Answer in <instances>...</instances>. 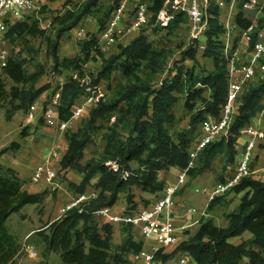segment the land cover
I'll return each mask as SVG.
<instances>
[{
	"label": "trees",
	"instance_id": "1",
	"mask_svg": "<svg viewBox=\"0 0 264 264\" xmlns=\"http://www.w3.org/2000/svg\"><path fill=\"white\" fill-rule=\"evenodd\" d=\"M151 1L149 9L153 15L150 21L156 22L157 13L166 0ZM120 2L112 0V12ZM244 2H239L235 15V24L242 30L252 24L243 9ZM98 3L99 0H84L79 8L56 15L51 22L54 27L52 36H46V30L39 27L38 21L29 18L11 25L7 39L12 44L25 36H41L47 39L51 47L55 68L61 66L64 69L81 70L80 56L60 60V39L74 29ZM183 23H187V20L178 13L167 28L158 24L156 26L161 30L173 31ZM208 23L209 29L203 36L206 38L203 55L211 58L212 70H204L199 66L196 60L199 39L193 40L182 53L184 59L193 60V65L178 63L174 72L158 81L157 85L156 80L163 73L171 52L156 48L146 36L140 35L127 46L121 47L118 54L103 59L97 78L88 85L72 76L61 87L56 113L61 121L71 118L73 106L88 94L87 86L95 87L100 80H106L110 97L91 107L89 117L81 121L76 131L65 132L68 147L60 159V171L72 170L82 176L77 185L69 182L75 192L82 194L87 186L93 185L98 194L85 203L67 209L60 218L47 223L44 229L37 232L45 247L44 254H57L63 264H133L129 256L138 253L143 242L135 239L132 226L121 224L124 238L120 244H115L114 225L104 222L96 212L103 207L112 208L122 194L125 213L138 212L140 203H143V208L147 207L150 200L140 198L137 201L136 192L158 195L164 191L160 173L171 167L180 170L186 168L188 150L201 133V122L208 116H220L227 90V66L222 57L221 40L226 30L220 18L219 6L215 3L208 8ZM105 24L101 23V30ZM97 46L98 39L95 37L82 44L81 49L85 54L83 63L99 48ZM252 46L253 43L249 48ZM23 61L22 58L10 57L3 70L10 80L22 85V88L12 89L16 97L27 96V101L19 104L17 109L26 106L48 88H35L42 74L28 73ZM114 72L122 75V81L117 84L111 83ZM0 90L3 91L1 78ZM263 100L264 78L249 83L243 90L228 134L202 151L198 165L189 172V177L204 173L219 155L224 154L227 164L235 161L240 130L261 111ZM181 101L192 115L189 127L174 136L170 127L177 122L174 110ZM101 130L104 131L102 151L82 163L87 144ZM26 133L23 132L22 136H26ZM20 148L21 144L12 142L6 150L17 152ZM108 162H116L118 170L110 169L106 165ZM25 184L26 180L15 169L0 164V264L12 262L19 249L7 231L6 222L10 216L20 213L28 205H36L41 212L43 201L48 197L47 191L30 193ZM233 192L244 193L237 209L226 215V226L216 225L212 220L202 217L197 231L181 242L176 251L191 256L195 264H264V181L245 179ZM219 199L210 202L209 209ZM245 232L250 234L247 239L242 238ZM236 238H241V242L234 243ZM157 257L166 263L172 259V254L159 253Z\"/></svg>",
	"mask_w": 264,
	"mask_h": 264
},
{
	"label": "rangeland",
	"instance_id": "2",
	"mask_svg": "<svg viewBox=\"0 0 264 264\" xmlns=\"http://www.w3.org/2000/svg\"><path fill=\"white\" fill-rule=\"evenodd\" d=\"M225 1L229 2L230 0ZM240 1L241 0H237L235 3L236 11H238V4ZM260 1L264 2V0ZM83 2L84 0H39L40 10L33 13L30 19L33 18L38 21L39 27L46 30V36H52L54 33V27L51 25V22L55 16L58 14L62 15L69 9L79 8ZM138 2H147L150 5L152 1L129 0L126 10L127 16H132L134 7ZM111 6L112 0H99L97 7L92 8L91 11L86 13L82 21L69 33L64 34L60 39V45L58 47L60 60L63 58L75 59L80 56L82 58V63L81 70H78L79 72L73 69H64L61 66L55 68V60L52 56L51 47L49 46L47 39H44L41 36H25L11 44V57L22 58L24 60V68L28 73L40 72L42 74L35 83V88H40L42 86H48V88L40 96L27 103L26 106L17 109L19 104H23L27 101V96L26 98L21 95L16 97L14 90L12 89L22 88V85L14 83L6 76V73L3 70H0V78L3 83V91L0 90V164L5 166L16 165L20 168L17 163L18 161H16L17 159L22 158L21 160H23L25 157H31L32 153L34 155L40 154L45 142L55 138V136L48 132V130L54 131L55 128L49 129L45 125L43 119L39 118L34 122H31L28 119L30 108L34 103H38V115L41 114L43 110L45 111L47 109L46 105L50 103L52 98L57 93L61 92V87L75 74H77V80L82 84L92 82L95 78H97L99 70L102 69L103 59L105 60L114 54H118L121 47L127 46L133 39L139 37L140 35L146 36L156 48H165L171 52L163 73L158 76L156 80L157 85L159 84L158 81L166 77L170 72H174V67L178 66V63L184 64L185 66L193 65V60L188 58L184 59L182 55V53L193 42L189 35L187 23H183L179 25L177 29L169 31L167 29H159L156 26V22L151 21L141 29L125 35V37L119 40L116 45L110 47L106 52L101 51L100 53L102 55L97 53V51H100L99 48L93 51L90 57L86 58V62L83 63L85 54L81 49L82 44L93 37L96 39L99 38L98 36L101 31V23L104 22L105 24L109 19L112 12L110 9ZM228 9L229 6L226 3L219 7L220 18H226L228 15ZM246 13L247 17L249 16L250 20H253V23L257 24L258 30L264 26V21H262L259 25L257 23L258 19H253L254 15H258L259 17L264 16L263 9L262 12H258V9H254L252 11H247ZM78 29H83L86 36L83 38L76 37V31H78ZM205 41V37L202 36L199 38V42L205 43ZM199 42L197 43L198 53L196 55V60L199 66L204 70H212L213 62L211 58H207L203 55L206 43L200 44ZM201 73H204V71ZM256 79L258 78H254L252 82ZM120 81H122V75L114 72L112 74L111 83L117 84ZM108 84V81L102 79L95 85L97 90L104 94L105 98L110 97ZM174 113L177 117V122L170 127V132L176 136L178 132L189 127L192 112L189 111L184 106L183 101H181L176 106ZM253 121L258 123L259 120L256 118ZM25 131H27L26 136H22V133ZM103 132L104 131L101 130L93 135V141L88 143L84 150L82 163H85L86 160L100 153L99 149L102 146ZM245 141L246 139L244 137L239 138V146L237 149L238 153L235 161H237L241 153V146L245 143ZM12 142H18L21 144L19 151L14 152L6 150ZM50 150L51 149L45 150L43 157H47L51 153ZM56 152L60 153L61 149L57 148ZM260 155L261 153L258 157H261ZM235 161L227 164L224 154L219 155L214 159L212 166L206 169L204 173L194 177H189L187 184L180 194H178L182 195L184 200L182 198V200H179L178 195L176 196L177 203L172 210V216L175 217L176 220H179L180 207L186 205L188 207H194L198 209V211H204V219H210L219 226H226V215L237 209L240 198L244 192L237 194L232 191L221 197L219 202H217L214 207L209 209L206 196L196 193L195 190L203 187H212L216 183L222 182L226 177L233 173ZM58 164L59 162L57 161L54 165L58 167ZM200 166L201 165L199 164L198 167ZM57 167H55L56 170ZM31 168L23 171L30 174L32 170ZM20 174L24 176L26 182L29 183V175L26 173ZM57 174L58 175L53 186L49 185L50 187L47 186L44 189L42 187V191L48 192V197L43 201L41 212L35 206H27L22 209L20 213L12 214L6 222L7 231H9L15 242L19 245L18 252L12 259V262L8 264H63L57 254L53 252L45 253L46 255L44 254L45 247L37 233L38 231L44 229L47 223L55 220L60 214H62V208L66 205V192L71 193L72 190L69 182L76 184L75 182H80L81 180V176L74 172L61 173L58 171ZM251 178L262 180V178H259L256 175H253ZM57 183L60 184V188L57 187ZM162 194L163 193L161 192L153 197L152 201L161 197ZM136 196L138 200L143 198L142 193L139 192H136ZM123 201L124 200L122 198V202ZM142 206L143 203H140L139 208H143ZM121 210L122 209L119 208L118 212H121ZM122 238H124V236L121 233V226L119 228V225H117L114 231V243L120 244L122 242ZM129 258L131 260V254Z\"/></svg>",
	"mask_w": 264,
	"mask_h": 264
},
{
	"label": "built area",
	"instance_id": "3",
	"mask_svg": "<svg viewBox=\"0 0 264 264\" xmlns=\"http://www.w3.org/2000/svg\"><path fill=\"white\" fill-rule=\"evenodd\" d=\"M236 1L230 0H166L163 7L157 13L156 24L162 28H167L173 22L176 14L181 13L187 20L189 35L192 40H198L204 36L209 29L208 8L215 3L219 7L228 4V15L221 21L225 27L222 36V57L227 66V90L226 99L222 105L218 118L208 116L201 122V133L192 143L188 150V165L180 170L175 180L165 186L161 197L156 198L147 207L141 208L133 214H116L110 207H103L96 212L104 222L111 225L129 224L134 230L138 229L143 242L138 253L131 254L134 263L143 264H166L158 258V254H165L166 248L178 244L180 235L186 231L190 232L193 225H197L199 219L205 214L194 207L181 206L180 212L182 223L178 224L172 216L177 201L176 196L183 190L188 182L189 172L197 167L202 151L211 143L227 135L234 115L236 106L243 90L252 82L254 78H264V26L258 30L252 23L247 29H240L235 24ZM129 0H121L119 6L113 10L105 26L100 31L98 46L102 52H106L110 47L117 44L125 35L135 32L150 22L152 12L147 2H138L133 10L132 16L126 14ZM264 2L260 0H245L243 9L252 11L258 9L262 12ZM40 10L39 4L35 0H0V70H4L11 57V43L7 39L9 27L18 22L27 20V17ZM238 29L245 41L253 43L248 47V58L239 61V50L233 45V32ZM76 37H85L83 29L76 32ZM77 74L73 76L77 79ZM89 83L85 84L88 85ZM88 94L73 106L72 116L68 121H61L57 117L60 94L57 93L46 106V110L38 115V103H34L29 111L28 119L31 122L39 118L44 120L46 126L61 131L67 130L73 119L81 117L86 108L96 106L100 101H104L105 96L97 90V87H88ZM37 108V109H36ZM264 115V100L262 109L259 112ZM240 137L246 139L241 147V153L235 161L233 173L222 182L216 183L212 187L196 189V193L206 196L207 205L221 198L239 185L243 180L255 175L254 165L260 153L264 156V128L255 124L251 120L240 130ZM53 158H58L59 154L54 151ZM106 165L113 171L118 170L116 162H108ZM57 170L51 164L50 158L45 163L34 166L29 174V183L54 185L57 178ZM89 201L81 194L74 199L63 213L71 207ZM198 219H194L195 217ZM180 217V216H179ZM189 255L183 253L181 257L172 264H187Z\"/></svg>",
	"mask_w": 264,
	"mask_h": 264
},
{
	"label": "crops",
	"instance_id": "4",
	"mask_svg": "<svg viewBox=\"0 0 264 264\" xmlns=\"http://www.w3.org/2000/svg\"><path fill=\"white\" fill-rule=\"evenodd\" d=\"M35 1L39 4V0H35ZM42 4H43V2H42ZM39 6H40V4H39ZM50 7H52V6H50ZM31 17H32V14L27 17V20L29 18H31ZM248 18H249V16H248ZM255 18L258 19V22L257 23L259 25L261 23L260 22L261 20L264 21V16L259 17L258 15H254L253 19H255ZM29 20H34V19L32 18V19H29ZM251 22L253 23V20H251ZM254 26H256V29H257V27H258L257 24H254ZM199 43L200 44H205V43H202V42H199ZM233 45H234V48H236V49L239 50V54H240L239 61H245L248 58V51H249L248 50V47H249V44L245 41V39L241 35V32L238 29H236L233 32ZM257 80L258 79L254 80L253 82H256ZM37 112H38V109H37ZM89 114H90V108H86L85 111H84V113H83V115L81 117H78V118H75V119L72 120V122L69 124L67 130L76 131L78 129L79 124L81 123V121L83 119L88 118L89 117ZM256 118H258L259 121H258V123H255V124H257L260 127H263L264 128V115L258 113L256 115V117L253 118L252 120H254ZM48 128L49 129H54V128H50V127H48ZM67 130H64V131H61V130H58V129H55L54 131L53 130H48V132L51 133L53 136H55V138H53L52 140H49L48 142H45L44 146L41 149L42 152L40 154L34 155L32 153L31 157H25L23 160H21L22 158L17 159L16 161H18L17 163L19 164L20 168H18V166H16V165H8V166L11 167V168H13V169H15L19 173L20 177L23 178L24 180H26L24 178V176H22L20 173H26L27 175H29V174L27 172H24L23 170L30 169L31 167H34L37 164L45 163L48 158H50L52 165H54L55 163H57V161L60 162V159H61L60 156L62 157V155L66 152L67 147H68V143H67V140H66V137H65V132ZM53 140H55V141H53ZM57 140H58V142H57ZM103 146H104V141L102 139V146L99 149L100 152L102 151ZM238 146H239V144L237 142V144H236V150L238 149ZM57 148H60L61 149V152L60 153L58 152V154H60V156L58 158H53L52 154H53L54 151L57 150ZM47 149H51L50 150L51 153L47 157L46 156L43 157V154H44L45 150H47ZM237 153H238V150H237ZM260 156L261 157H258V159L256 161V164L254 165V172H255V175L257 177H259V178H262V181H263V179H264V156H263L262 153H261ZM54 166L57 167L56 165H54ZM58 169H60V165L59 164H58L57 170ZM58 171H60V170H58ZM60 172L61 173H63V172L71 173V172H74V171L67 170V171H60ZM179 172H180V168L171 167L169 170L162 171L160 173V178H161V180L164 181V185L166 186L167 184H169V183H171L172 181L175 180V178L179 174ZM80 179L82 180V176H81ZM81 180H80V182H81ZM80 182L77 181L75 183L76 184H79ZM47 186L50 187V186H53V185H50L49 186V185L44 184V183H41V184H32V183H28V182H26V184H25V188L30 193H39V192L42 191V187L44 189ZM92 186L91 185L90 186H87V188L85 189V191L82 193V194H84L88 198V200H91V199L95 198L97 196V194H98V191L94 187H92ZM57 187L58 188L61 187L59 183H57ZM73 192L74 191H72V190H71V193L70 192H66V194H67V195H65L66 205H65L64 208H62V214H60L56 219L60 218L64 214L63 213V210L65 208H67L69 206V204L74 199H76L79 195H81L80 193H77V192H74L73 193ZM139 193H141V192H139ZM162 193H163V191H162ZM142 196H143V198L149 199L150 201H152V198L155 197L156 195L142 193ZM122 198L124 200V194L120 195V199L112 207L113 212L116 213V214H122V213L125 212V207L126 206H125V202L124 201L122 202ZM178 198H179V200L181 198L184 200V198L182 197V195H178ZM137 201H138V198H137ZM28 206H35L36 207V205H28ZM25 207H27V206H25ZM119 208L122 209L121 212H118L119 211ZM202 217H204V215ZM181 218H182V216H181V212H180V219L177 220L178 224H181L182 223V219ZM194 219L196 220V219H198V217L196 216ZM200 219H199V221H200ZM52 221H54V220H52ZM52 221H50V222H52ZM116 226L117 225H114V231H115V227ZM120 226L121 225H119V228H120ZM198 227H199V223L197 225H193L191 227V229H190V232L189 231H186L185 233H183V234L180 235V241H179L178 244H175L173 246H169V247L166 248V252L165 253L166 254H172V259L169 260V261H167L166 264H172L173 262L177 261L181 257V255L183 254V252L176 251L177 250V247L180 245L181 242L185 241L190 234L195 233L197 231ZM133 235H134L135 239L141 240V235H140V232H139L138 229L134 230ZM249 237H250V234L248 232H245L243 234V236H242V238H244V239H247ZM233 242L236 243V244L237 243H240L241 242V238H236V239H234ZM174 258H176V259H174ZM134 264H143V263L139 262V263H134ZM187 264H195V261L193 260V258L191 256L188 257Z\"/></svg>",
	"mask_w": 264,
	"mask_h": 264
}]
</instances>
